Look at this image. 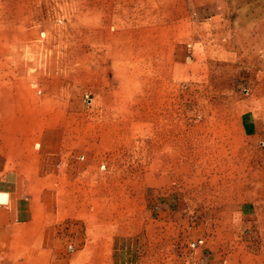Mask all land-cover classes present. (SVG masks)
I'll return each mask as SVG.
<instances>
[{"label": "rangeland", "instance_id": "1", "mask_svg": "<svg viewBox=\"0 0 264 264\" xmlns=\"http://www.w3.org/2000/svg\"><path fill=\"white\" fill-rule=\"evenodd\" d=\"M187 2L0 0V33L19 45L22 64L0 75L24 81L30 111L36 101L60 117L47 127L62 133L58 155L84 161L91 154L100 170L141 181L135 207L150 213L154 231L131 264H264L261 185L252 184L253 199L244 190L251 153L238 146L227 153L237 167L214 165L226 155L219 145L229 143L218 114L248 113L264 125V22L252 27L253 39L241 40L234 61L209 70L211 41L187 29L191 24L166 22L172 6ZM112 123L118 132L108 129ZM256 147L254 161L264 148ZM235 182L232 202L239 209L248 203L255 213L248 221L238 213L230 238L214 231L219 219L210 213L229 203L215 197ZM126 187L129 209L135 188ZM205 223L210 229L203 232Z\"/></svg>", "mask_w": 264, "mask_h": 264}, {"label": "crops", "instance_id": "2", "mask_svg": "<svg viewBox=\"0 0 264 264\" xmlns=\"http://www.w3.org/2000/svg\"><path fill=\"white\" fill-rule=\"evenodd\" d=\"M250 4L237 0H188L176 9L172 6L168 12L171 20L166 22L191 24L187 29L211 41L213 55L208 68L215 70L223 62L234 61L241 40L253 39L252 27L264 22V2ZM21 36L16 41H21ZM8 39L7 33H0V71L4 67L21 70L19 45H9ZM9 53L17 65L11 66ZM24 84L21 79L4 80L0 75V264H131L154 231L150 213L135 207L141 199V181L100 170L91 154L84 161L58 155L62 133L47 127L60 117H55L56 113L47 115L44 106L36 101L30 111ZM218 115V130L229 143L219 145L218 152L226 155L214 165L237 167L227 153L235 152L238 146L240 151L250 152L252 159L246 163L251 169L247 177L250 180L245 184L251 185L244 188L246 199L254 198L252 184L259 183L264 202V148L260 160L254 161L252 154L257 151V144L264 146V125L256 123L248 113L236 117ZM108 129L119 131L114 123ZM32 132H37L36 137L31 136ZM240 138L251 143H237ZM166 147L170 148L168 144ZM168 155L161 157L166 165L172 161ZM127 184L135 188L133 207L129 209L124 207ZM228 185L225 195L215 198L229 203L213 208L210 215L219 219L214 231L220 235L229 232L232 238L238 230L235 216L241 213L248 221L255 207L247 203L239 209L232 202L238 198L239 187L236 182ZM260 209L264 230V203ZM168 212L166 208V215ZM201 229L206 232L210 228L205 223Z\"/></svg>", "mask_w": 264, "mask_h": 264}, {"label": "built area", "instance_id": "3", "mask_svg": "<svg viewBox=\"0 0 264 264\" xmlns=\"http://www.w3.org/2000/svg\"><path fill=\"white\" fill-rule=\"evenodd\" d=\"M202 241V239H199V242H201ZM193 245H194V243H193Z\"/></svg>", "mask_w": 264, "mask_h": 264}, {"label": "bare ground", "instance_id": "4", "mask_svg": "<svg viewBox=\"0 0 264 264\" xmlns=\"http://www.w3.org/2000/svg\"><path fill=\"white\" fill-rule=\"evenodd\" d=\"M131 52H129V54H130Z\"/></svg>", "mask_w": 264, "mask_h": 264}]
</instances>
